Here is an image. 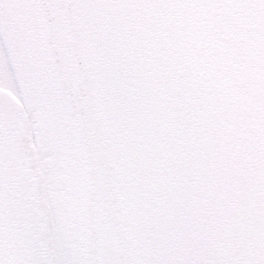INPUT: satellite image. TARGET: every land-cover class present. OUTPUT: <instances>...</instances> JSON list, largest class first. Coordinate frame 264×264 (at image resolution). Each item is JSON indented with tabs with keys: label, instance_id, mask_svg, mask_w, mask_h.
I'll list each match as a JSON object with an SVG mask.
<instances>
[{
	"label": "trees",
	"instance_id": "1",
	"mask_svg": "<svg viewBox=\"0 0 264 264\" xmlns=\"http://www.w3.org/2000/svg\"><path fill=\"white\" fill-rule=\"evenodd\" d=\"M216 3L218 0H212ZM89 9L103 21L96 24L92 13L86 20L87 42L96 46V66H102L110 76L127 80L138 91L150 92L153 88V113L148 116L143 109L142 115L157 124L148 125H175L182 134L188 127L186 134L202 152L201 162L220 171L217 163L224 158L223 166L235 172L232 153L227 152L234 142L231 122L227 127L225 120L210 118L214 105L207 117L204 111L200 73L202 0H92ZM104 38L110 40L103 43ZM140 104L148 107L143 100ZM215 142H220L223 152L215 150ZM213 158L218 160L210 163ZM193 162L191 156L190 165ZM229 187L232 189L233 184ZM222 243L229 244V237Z\"/></svg>",
	"mask_w": 264,
	"mask_h": 264
},
{
	"label": "rangeland",
	"instance_id": "2",
	"mask_svg": "<svg viewBox=\"0 0 264 264\" xmlns=\"http://www.w3.org/2000/svg\"><path fill=\"white\" fill-rule=\"evenodd\" d=\"M27 1L5 0L3 2L7 9H12L10 12L13 11L20 18L22 15L24 22L19 20L16 22V15L13 18L14 23L10 26V30H13L12 37L11 40L7 39L10 53L8 52L6 56L5 53L2 54L0 52L2 54V57H0V79L2 81L0 80V83L12 89L31 112L32 117H34L33 138L35 150L39 154L42 152H48L49 154L48 160H44L42 155L39 170L43 173L44 199L48 205L50 204V209L54 207L51 210L54 222L52 247L60 253L57 255L59 256L58 264H75L76 260L82 259V253L85 252V248L81 244L82 238L76 228L79 227V219L75 213L71 214L72 210H67L66 201L70 196L76 199L81 193L83 194L85 192V183L88 181L87 178H89L86 160L84 163L85 150L80 120L71 114V110H68L66 107H55L52 103V98L54 97V74H56V70L52 62L53 56L49 44L48 22L46 21L45 23L44 38H42L40 9L38 7L35 8V3L33 8L31 1L29 3L32 6V11H23L22 6L17 7V3L19 2L23 6H27ZM251 3L256 8L255 11L258 19L260 16V21L257 22V24L259 23V28L257 29L258 33L262 36L259 38V43L262 41L261 45H263L264 0H251ZM17 30L24 32L21 33V36H18L15 34ZM28 33H30L31 37ZM261 57L262 60L259 62L258 69L254 74L257 73V76L260 77L259 83L263 81L262 84L264 85V56L260 55ZM257 132L256 130H252L251 133L255 134ZM174 138L181 137L174 136ZM215 160L217 158H213L210 163ZM129 164L133 166L134 163L131 162ZM209 168L213 176L215 175L219 179L217 175L219 171H216V168H212V165H209ZM223 171L225 170L223 169ZM127 174L128 170L125 172V177ZM249 176L252 177L253 181L250 183L249 194H251L248 203L251 208L253 207L254 211L262 213L264 212V195H261L260 191L264 192V168L259 169V166L255 167L249 172ZM240 181L242 179H239ZM187 186L188 182L184 181V183H179L174 189L181 193L187 189ZM241 189H243L242 186L240 187ZM133 190H135V186ZM219 190L217 188L214 189L215 196H218ZM77 191L78 195H76ZM241 195L239 192L234 191V193H229L227 196L230 200L234 197L235 200L246 201V198ZM154 199L162 198L154 196ZM168 202L170 201L164 203ZM136 204L133 199L127 200V206L130 207L131 212ZM255 205H259V208L257 209ZM143 206L147 207L144 203ZM132 213L130 216L134 217L135 213ZM239 214V218L241 219L242 213ZM232 216L233 214L231 213L222 215V217L228 220H231ZM138 221L140 223V220ZM72 237L78 243L76 253L72 250V245L75 244ZM142 259L143 264H151L143 247Z\"/></svg>",
	"mask_w": 264,
	"mask_h": 264
},
{
	"label": "water",
	"instance_id": "3",
	"mask_svg": "<svg viewBox=\"0 0 264 264\" xmlns=\"http://www.w3.org/2000/svg\"><path fill=\"white\" fill-rule=\"evenodd\" d=\"M74 2L75 0H70V20L73 27L76 25ZM48 12L49 16L55 19L54 23L59 27V29H53L52 35L54 37L55 46L61 51L59 53L57 50L58 58L61 61V74L64 75L67 86L72 89L76 85V78L73 74L69 75V71H71L73 67L70 62H67L69 55L66 32L63 28L60 8H58L54 0H50L48 4ZM61 44L63 50H61ZM83 70H85L84 67ZM4 98L5 97L0 96V108L2 109L0 111V116L2 118L9 117L12 124L14 149L11 153L14 152L15 166L12 170L4 167L0 172L1 184L9 186L7 188L8 190L4 187L6 190L4 192L6 201L4 208L0 210V214L4 215L3 218L9 220L8 223L12 222L18 228V232L13 231L12 234H9L6 232L9 229L5 228V226L0 227V237L1 234H3L2 237L8 238L9 235V238L3 242H5L6 246L10 247V249L13 246V249L18 251L13 255V258H7L8 256H6L4 262L5 264H23L25 261L29 264H51V256L47 250L46 243L44 240H39L44 229V221H42V218L39 215L34 214L37 211L33 210L38 180L37 178L28 175L29 171L27 165L24 163L20 148L21 140L23 138L25 139L28 134L27 120L22 111L17 109L13 102ZM87 107L91 109L88 98L85 99L83 108L85 109ZM84 116L87 121L85 124L86 142H89L90 154L93 156L91 162L93 177L95 179L94 182L99 186L102 183L100 177L101 171L98 165L99 158L95 155V151L92 148L93 142L91 141L95 117H93L91 113H86ZM8 171L11 172L8 173ZM7 179H11V181L8 182ZM29 203H31V212L29 211ZM20 239H23L22 242ZM17 243L19 245H15Z\"/></svg>",
	"mask_w": 264,
	"mask_h": 264
},
{
	"label": "bare ground",
	"instance_id": "4",
	"mask_svg": "<svg viewBox=\"0 0 264 264\" xmlns=\"http://www.w3.org/2000/svg\"><path fill=\"white\" fill-rule=\"evenodd\" d=\"M227 18L229 19V20H231V18L227 15ZM244 43L243 42H241V41H237V42H234L232 45H230L228 48H229V51H228V53H227V56L225 57V60H227V63H229V65H230V63H232V62H238L239 60H238V58L236 59V54H232L231 53V51L233 50V49H238V47L240 46V45H243ZM242 55V53H240L239 54V57ZM201 64H204L205 65V62H204V58H201ZM203 67V66H202ZM205 67H206V65H205ZM204 67V68H205ZM233 76H234V81H236L237 79H238V75L237 74H234V72H233ZM229 84H231L232 86H233V82H231V81H227ZM222 84H223V82L222 83H219V84H217V83H215V88H213L212 90H219L221 87H222ZM202 86H204V83L202 82ZM218 86V87H217ZM226 167V166H225ZM111 209H112V211H113V207H112V204H111Z\"/></svg>",
	"mask_w": 264,
	"mask_h": 264
},
{
	"label": "flooded vegetation",
	"instance_id": "5",
	"mask_svg": "<svg viewBox=\"0 0 264 264\" xmlns=\"http://www.w3.org/2000/svg\"><path fill=\"white\" fill-rule=\"evenodd\" d=\"M1 1H3V0H1ZM39 1H40V0H39ZM39 4L41 5L40 2H39ZM41 7H42V6H41ZM41 10H42V12H44V11H43V8H41ZM9 18H10V14H9L7 11H3V12L1 13V19H2L4 22L9 21ZM87 230H89V228H88ZM91 230H92V229H91ZM120 235H121V234H120ZM91 237H92V235H91ZM122 237H124V236H122ZM92 240H93V238H92ZM92 246H93V244H92ZM120 255H121V257L118 258V259H119V264H128L127 255H126V249H125V247H124V243H123V246H122V248H121ZM91 262H92V264H93V260H91Z\"/></svg>",
	"mask_w": 264,
	"mask_h": 264
}]
</instances>
